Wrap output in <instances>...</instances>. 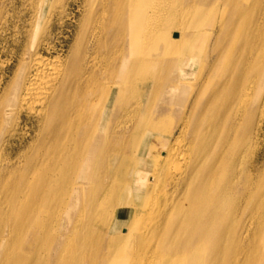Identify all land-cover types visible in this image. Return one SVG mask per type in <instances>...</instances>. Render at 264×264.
<instances>
[{"label":"bare ground","instance_id":"bare-ground-1","mask_svg":"<svg viewBox=\"0 0 264 264\" xmlns=\"http://www.w3.org/2000/svg\"><path fill=\"white\" fill-rule=\"evenodd\" d=\"M88 2L12 88L0 264H264V0Z\"/></svg>","mask_w":264,"mask_h":264},{"label":"rangeland","instance_id":"rangeland-1","mask_svg":"<svg viewBox=\"0 0 264 264\" xmlns=\"http://www.w3.org/2000/svg\"><path fill=\"white\" fill-rule=\"evenodd\" d=\"M30 1L31 3H28ZM88 1L89 0H43L41 2L44 3V6L42 7L44 9L43 12L39 13L36 10L39 7L38 2H40V0H0V113L4 110H7V112L9 113V116L6 118V120L0 123V130L4 132L11 130L18 122V125L20 124L18 129L19 131H21V135L24 133V130L22 129H25V122L28 121L27 113L22 112L20 115V119H18L16 116L17 114L13 115L15 114V111L13 113L14 106L12 108L9 107L10 100L12 98V88L15 84V80L20 67L24 62H28L35 53H41L42 56L49 59H55L57 57L61 60L63 59L62 61L67 60L72 55L74 50H76L80 37L83 33V19L85 16V9H87L86 5H88L89 3ZM26 4L30 7L26 6ZM23 5H25L26 7H24ZM37 13L39 14L38 17L35 16ZM15 14L18 16V18ZM31 20L34 22H32ZM4 21H6L7 23ZM10 21L12 22V24H10ZM79 29L80 32L78 31ZM41 40H44L45 42ZM21 52L22 54H20ZM167 74H171V70H169ZM7 75L8 78H6ZM187 100H189V94H187ZM29 124H31V122ZM33 124H36V121H34ZM31 131V135H28L26 137L27 139L24 138L22 140L24 146L21 145L20 147L19 145L21 143V139L20 141H17L19 142V146L15 148V151L24 148L28 142L32 141L35 136V129H31ZM173 168L175 170L177 168L176 165Z\"/></svg>","mask_w":264,"mask_h":264}]
</instances>
